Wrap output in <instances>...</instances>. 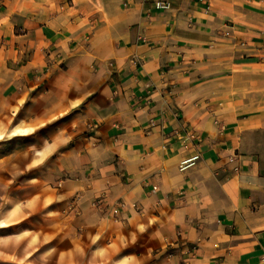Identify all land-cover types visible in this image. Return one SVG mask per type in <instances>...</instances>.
I'll return each mask as SVG.
<instances>
[{
  "label": "clouds",
  "instance_id": "obj_1",
  "mask_svg": "<svg viewBox=\"0 0 264 264\" xmlns=\"http://www.w3.org/2000/svg\"><path fill=\"white\" fill-rule=\"evenodd\" d=\"M119 3L15 0L21 19L58 13L73 47L0 104V144L39 138L18 150L22 163L0 186V264H211L238 245L241 227L260 230L250 220L264 200L249 194H264V173L240 133L264 129V68L235 70L255 58L228 25L264 34V0H231L234 15L216 11V0L192 11L154 0L167 15L150 25L151 45L117 29ZM204 27L235 35L206 46L180 34ZM250 116L260 123L245 124ZM73 153L93 174L67 191L57 168ZM92 198L100 211L70 225L71 206Z\"/></svg>",
  "mask_w": 264,
  "mask_h": 264
},
{
  "label": "crops",
  "instance_id": "obj_2",
  "mask_svg": "<svg viewBox=\"0 0 264 264\" xmlns=\"http://www.w3.org/2000/svg\"><path fill=\"white\" fill-rule=\"evenodd\" d=\"M159 2L163 3L164 0H159ZM168 2L176 8L186 5L189 11L207 7L206 4L202 3V0H168ZM60 6L63 7L62 4ZM15 7V0H0V18L10 11L13 12L9 24L0 27V80L3 81L0 83V104L4 105L11 102V97L16 88L22 85L26 78L30 80L37 72H47L45 65L50 63L54 53L57 60H63L64 52L73 47V43L65 44V36L71 33V29L61 27L57 23L55 17L58 13L41 11L37 8L29 11L26 18L21 19L14 11ZM69 7H72V5L69 4ZM113 7L114 9L117 7L120 9V12L116 15V19L119 21L116 25L117 29L122 35L127 34L137 44L142 40H146L151 45L154 37L150 38L152 33L150 25L153 24L154 20L157 25L163 24L167 15L160 13L155 8L154 0H132V3H129V0H122V3L114 4ZM215 7L216 11L227 15H234L240 10V6L232 5L231 0H216ZM244 7L250 8L252 6L246 4ZM255 7H259V2ZM137 17L139 21L143 22L144 26L135 22ZM21 24L24 26L23 31L20 27ZM191 25L199 27L196 25L195 18L191 21ZM168 27H172L170 22ZM228 27L235 28L243 35L224 32L219 28L213 31L208 27L201 28L198 33L181 32L180 34L191 39L206 41V46H211L214 42L213 37L230 40L235 35L233 43L246 45L249 54L255 58L252 63L237 66L235 70L239 71L240 67H247L254 73L259 72L264 68V65L259 63L261 56H264V34L249 35V30L239 21L232 22ZM252 31L259 32L258 29H252ZM252 45L255 47H252ZM62 48L64 51H61ZM94 67L96 71L99 70L98 65ZM113 70H115L114 66ZM113 84H116L115 80H113ZM244 123L255 126L260 121L250 116L249 121ZM28 139H33L31 143L39 142L38 137ZM240 139L245 145L246 154L249 157L255 159L252 153L260 154L261 172L264 173V129H245L240 133ZM57 172L61 179L71 181L66 187L67 191H71L77 186L81 176L91 178L93 174L91 166L84 164L80 156L74 153L65 156L59 162ZM85 191H90V189L85 188ZM249 195L253 203L257 199L264 200V194L250 193ZM94 204L95 198H92L72 205L69 215L75 213L76 219L70 221V225L81 224L88 215L100 211V209L94 207ZM57 207L62 206L58 205ZM257 208L258 210L264 209V205H257ZM250 223L252 227L260 230L253 234L247 227H241L236 237L239 241L238 245L225 248L222 255L213 259L211 264H264V211L252 216Z\"/></svg>",
  "mask_w": 264,
  "mask_h": 264
},
{
  "label": "rangeland",
  "instance_id": "obj_3",
  "mask_svg": "<svg viewBox=\"0 0 264 264\" xmlns=\"http://www.w3.org/2000/svg\"><path fill=\"white\" fill-rule=\"evenodd\" d=\"M33 139L10 141L0 144V186H6L12 175L13 165L22 163L19 149L31 143ZM6 233H0L4 235Z\"/></svg>",
  "mask_w": 264,
  "mask_h": 264
},
{
  "label": "built area",
  "instance_id": "obj_4",
  "mask_svg": "<svg viewBox=\"0 0 264 264\" xmlns=\"http://www.w3.org/2000/svg\"><path fill=\"white\" fill-rule=\"evenodd\" d=\"M162 3V2H161ZM95 205V204H94Z\"/></svg>",
  "mask_w": 264,
  "mask_h": 264
}]
</instances>
